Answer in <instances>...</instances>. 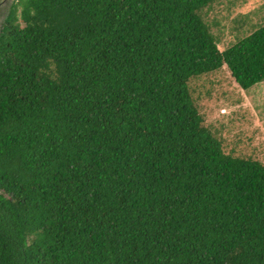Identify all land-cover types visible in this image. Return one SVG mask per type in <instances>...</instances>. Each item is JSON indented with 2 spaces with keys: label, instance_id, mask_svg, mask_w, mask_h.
I'll list each match as a JSON object with an SVG mask.
<instances>
[{
  "label": "trees",
  "instance_id": "1",
  "mask_svg": "<svg viewBox=\"0 0 264 264\" xmlns=\"http://www.w3.org/2000/svg\"><path fill=\"white\" fill-rule=\"evenodd\" d=\"M215 0H14L0 29V264H264V164L190 82L264 81V26L221 51Z\"/></svg>",
  "mask_w": 264,
  "mask_h": 264
},
{
  "label": "rangeland",
  "instance_id": "2",
  "mask_svg": "<svg viewBox=\"0 0 264 264\" xmlns=\"http://www.w3.org/2000/svg\"><path fill=\"white\" fill-rule=\"evenodd\" d=\"M14 0H0V29ZM224 51L264 26V0H215L202 10ZM204 125L227 153L264 164V81L243 90L227 66L190 82Z\"/></svg>",
  "mask_w": 264,
  "mask_h": 264
}]
</instances>
